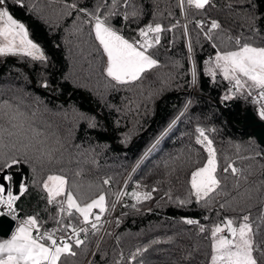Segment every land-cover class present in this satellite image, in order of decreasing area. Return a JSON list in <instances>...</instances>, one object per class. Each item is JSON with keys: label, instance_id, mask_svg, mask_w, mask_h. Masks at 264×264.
Listing matches in <instances>:
<instances>
[{"label": "trees", "instance_id": "obj_1", "mask_svg": "<svg viewBox=\"0 0 264 264\" xmlns=\"http://www.w3.org/2000/svg\"><path fill=\"white\" fill-rule=\"evenodd\" d=\"M113 2L7 0L5 6L26 26L29 38L41 47L47 61L0 56V134L8 140V133L16 131L4 112L18 108L27 118L25 131L31 125L42 134L39 139L47 138L48 147L57 149L51 162H38L36 153L24 147L27 137L12 136L11 140L20 141L18 150L9 151L8 156L0 152V174L18 171L20 165L28 171L21 181L26 191L15 204L19 220L35 216L41 229L57 227V208L48 204L42 187L52 174L63 175L69 188L75 184L72 190L85 202L102 191L109 208L147 153L124 193L150 192L152 198L137 203L123 195L127 204L121 206L100 246L93 251L98 232L94 235L89 227L88 235L82 234L85 244L74 248L77 255L63 256L62 264H211V228L225 218L238 224L243 214H250V222L258 228L256 240L264 239V220L260 219L264 214V145L243 121L247 109L255 110L252 97L246 90L230 92L231 84L218 69L214 78L207 74L206 67L214 68V64H205L217 50H237V38L241 44L264 47V0H211L203 10L186 5L191 58L178 0H128L127 7L124 0H116V14L108 17V23L126 38L135 37L137 29L149 23L165 29L160 44L150 49L160 67L132 86L109 85L102 74V49L98 50L94 34L88 35L90 25L81 23L85 17L78 11L91 12L100 4L103 18ZM73 3L77 9L65 7ZM133 10L137 15L124 19L125 12ZM211 20L218 21L221 28L208 40V27L198 28L196 22ZM177 22L179 26L173 28ZM169 28L172 30L167 31ZM213 42L218 48L212 47ZM193 63L197 79L188 103ZM257 94L253 89V96ZM225 95L230 98L223 99ZM197 126L214 141L220 164L217 175L229 193L213 196L207 204L190 196L191 172L206 160L202 146L195 143ZM11 157L18 162L5 166ZM226 160L234 162L246 177L240 180L238 191L230 172L224 180ZM105 179L110 180L108 185L103 183ZM7 183L11 188L12 179ZM246 189L251 199L239 195ZM180 199L189 202L181 206ZM221 203L230 206L222 209ZM184 218L200 221L206 231L183 223ZM138 248L147 251L133 260ZM256 255L264 264V257Z\"/></svg>", "mask_w": 264, "mask_h": 264}, {"label": "snow or ice", "instance_id": "obj_2", "mask_svg": "<svg viewBox=\"0 0 264 264\" xmlns=\"http://www.w3.org/2000/svg\"><path fill=\"white\" fill-rule=\"evenodd\" d=\"M125 7L128 6V0H124ZM7 0H0V56H23L29 57L33 61L46 62L41 47L29 38V32L26 26L13 17L8 8L5 6ZM211 4V0H179V7L187 15V8L194 7L197 10H203ZM72 9H77L76 4L65 5ZM116 0H114L107 15L101 17V5L98 4L93 11L85 8L78 9L84 14L81 23L90 25L88 35L94 34V40L98 42V50L102 49V57H106L102 74L108 78L109 85L132 86L138 85L145 78V74L160 67L159 62L150 49L159 45L161 42V33L165 31L159 23L155 25L149 23L144 27L137 29L136 36L126 38L119 30L113 28L108 23V17L116 14ZM129 15L135 17L136 11L131 13L125 12L124 19ZM79 19V17H78ZM179 26V22L172 27ZM198 28H204L203 21H197ZM221 25L216 20H211L205 38L212 40V32L219 30ZM169 28L167 31H171ZM185 35H188L187 25L184 26ZM237 50L220 51L217 50L214 58L205 61L206 66L214 64V68L206 67L207 74L213 78L216 75V69L220 71L223 78L232 85L229 91L242 92L247 91V95L252 97L253 103L260 104L259 116L264 119V47H255L248 43L241 44L239 38L235 40ZM212 47L218 48L213 42ZM189 52L192 51L191 44L188 45ZM192 83H196L197 70L193 63L191 70ZM114 82V83H113ZM248 82H251L250 84ZM47 87V84L43 85ZM253 89L258 90V95L253 96ZM150 98V97H149ZM230 97L225 95L223 99ZM4 115L8 117V123L11 124L15 132H9V139L0 134V152L8 156V152L17 149L19 140L13 141L12 136H26L28 143L24 144L25 148L32 149L36 153V160L42 162L47 159L49 162L53 159V152L57 149L48 147L47 138L41 140L42 135L39 131L27 126V132L33 133L27 135L25 125L27 118L18 108L14 110H5ZM195 143L202 146L206 153V160L202 166L191 172L190 179V196H194L197 203L204 201L207 204L213 196L229 195L225 191L227 185H222V180L217 173L220 168L217 149L214 141L206 134L204 128L197 126L195 128ZM18 162L17 158L11 157L5 161V166L11 167ZM224 180H227V174L230 172L235 177L234 187L239 190L240 180L243 176L242 170L238 169L234 162L226 160ZM80 173L78 172L77 175ZM10 176H0V208H6L12 213V218L17 219L15 214L17 209L14 204L20 199V196L26 191L21 186L19 194L14 195L10 186L3 183L4 180L11 181ZM68 180L63 175H48L43 181V190L47 194L49 205H55L57 208V227L51 230L41 232V226L35 216H29L24 219L12 234L10 239L0 241V264H62L63 256L77 255L74 248H80L85 244L82 238L88 235L89 226L95 235L101 225L102 214L108 210L106 195L101 191L98 196L85 202V198L80 193L74 192L68 187ZM105 185L110 183L109 179L103 181ZM139 184L136 188H140ZM153 191H156L154 188ZM118 195H127L137 203L150 200V192L140 193L132 191L130 193H120ZM241 197L247 195L251 199L250 191L245 190L239 194ZM62 198V199H58ZM169 199L171 194L169 193ZM233 199H236L235 197ZM188 200H178L179 205L183 206ZM135 207V205H132ZM230 205L221 203L220 208ZM264 206V205H262ZM98 210V211H94ZM0 211V215H4ZM207 219V217H205ZM264 220V214L260 217ZM240 221L233 218H225L220 224L214 225L210 230L211 239V264H260L256 253L264 257V239L257 241L256 236L259 234L258 228L250 222V214H243ZM117 223H119L117 221ZM183 223L187 225H197L199 231L204 233L206 229L200 224V221L184 218ZM35 232V234H34ZM221 233H225L221 235ZM147 248H138L132 254V259L141 252H146Z\"/></svg>", "mask_w": 264, "mask_h": 264}, {"label": "water", "instance_id": "obj_3", "mask_svg": "<svg viewBox=\"0 0 264 264\" xmlns=\"http://www.w3.org/2000/svg\"><path fill=\"white\" fill-rule=\"evenodd\" d=\"M244 127L251 128L260 142V144L264 145V122L260 121L256 118L253 114L251 109H247L243 116ZM27 168L23 165H20L18 171L11 172L10 174L8 171H3L0 176H7L8 174L12 178V186L11 190L13 194H17L19 192L18 188L22 181L23 176L27 175ZM4 184L8 185L7 181H3ZM21 214H17V219H20ZM15 227V221L5 215H0V238L6 239L8 238L13 229Z\"/></svg>", "mask_w": 264, "mask_h": 264}, {"label": "built area", "instance_id": "obj_4", "mask_svg": "<svg viewBox=\"0 0 264 264\" xmlns=\"http://www.w3.org/2000/svg\"><path fill=\"white\" fill-rule=\"evenodd\" d=\"M184 21H183V23H184L183 25L185 26V25H187V20L185 19V15H184ZM208 26H209V23L207 21H204V28H207ZM193 95H194V89L192 88L188 92V103L191 101ZM186 109H187V107H186ZM126 184H123L121 186V188L119 189V191L117 192V194L115 196V199H114L112 205L108 208L106 213L104 215H102V219H101V222H100L102 226L100 227V229H99V231L97 233V237H96V240H95V243H94V246H93V251L96 250L100 246L105 234L107 233V231L109 230L110 226L112 225V223L117 218V216L119 214V211L121 209V206H125L127 204V202L125 200H123V195H118L120 193H124ZM14 204H16V201L14 202ZM0 211H3L5 213L4 214L5 216L13 219L12 218L13 214L9 213L6 208H0ZM15 214L17 215L18 213L16 212ZM14 221H15V226L17 224L21 223V221L19 219H15ZM51 229H49V230H51ZM44 230L45 229H41V232H43ZM34 234H35V232H34ZM221 235H224V234H221Z\"/></svg>", "mask_w": 264, "mask_h": 264}, {"label": "rangeland", "instance_id": "obj_5", "mask_svg": "<svg viewBox=\"0 0 264 264\" xmlns=\"http://www.w3.org/2000/svg\"><path fill=\"white\" fill-rule=\"evenodd\" d=\"M178 7H179V0H178ZM179 10H180V24H181V27H182V30L184 31V35H185V30H184V23H183V21H184V15H185V13L184 12H182V10H181V8L179 7ZM185 19L187 20V17H186V15H185ZM185 22V21H184ZM187 29H188V20H187ZM188 33H189V29H188ZM185 40H186V43H187V51H188V45L190 44V42H189V34L188 35H185ZM191 52H189V57L191 58V54H190ZM192 70V69H191ZM232 86V85H231ZM194 89V84L192 83V78H191V84H190V87H189V90L190 89ZM237 93H241V92H237ZM258 95V94H257ZM252 102H253V100H252ZM251 104H253L252 105V107H255V110L253 111V114L256 116V118L258 119V120H260V121H263L264 122V119H261L260 118V116H259V108H260V104H258V103H251ZM251 104H250V107H251ZM252 110V109H251ZM147 156V153H146V155H145V157ZM144 157V158H145ZM143 158V159H144ZM143 159H141L140 161H138L137 163H136V165L134 166V168H133V170H132V172H135V170L139 167V165L142 163V161H143ZM132 172H131V174L127 177V180L125 181V182H123V184H128V181H129V179L131 178V176H132ZM122 184V185H123ZM114 199H115V197H114ZM114 199L112 200V202L110 203V205H109V207L112 205V203H113V201H114ZM127 201L128 202H130L131 201V199L128 197V199H127ZM107 207H108V204H107ZM94 211H98V210H94ZM104 214V213H103ZM102 214V215H103ZM20 224H17L15 227H14V229H13V231H12V233H11V235L8 237V238H6V239H10L11 238V236H12V234L16 231V229H17V227L19 226ZM221 234H225V233H221ZM2 240H5V239H2ZM2 240H0V241H2ZM95 251V250H94Z\"/></svg>", "mask_w": 264, "mask_h": 264}, {"label": "crops", "instance_id": "obj_6", "mask_svg": "<svg viewBox=\"0 0 264 264\" xmlns=\"http://www.w3.org/2000/svg\"><path fill=\"white\" fill-rule=\"evenodd\" d=\"M105 61H106V57H105ZM21 186L24 187V185L22 183H20L18 190L20 189Z\"/></svg>", "mask_w": 264, "mask_h": 264}]
</instances>
